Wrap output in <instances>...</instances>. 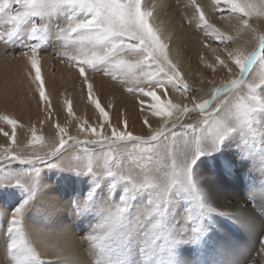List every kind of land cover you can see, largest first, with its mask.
<instances>
[{"label": "snow or ice", "instance_id": "obj_1", "mask_svg": "<svg viewBox=\"0 0 264 264\" xmlns=\"http://www.w3.org/2000/svg\"><path fill=\"white\" fill-rule=\"evenodd\" d=\"M189 6L188 23L220 42L219 49L205 44L215 61L205 64L213 73L207 98L197 97L170 58L171 36L155 23V3L0 0L5 75L19 68L15 75L35 85L50 117L41 51L55 48L102 118L96 127L80 124L85 139L57 124L58 137L46 141L33 128L26 152L17 145L18 122L0 116L12 126L4 133L11 143L0 148V221L7 225L0 264H264V33L251 23L264 18V0H212L220 20L237 21L235 35L211 23L196 0ZM247 33L257 41L251 51L238 43ZM218 67L228 79L216 86ZM89 72L151 97L146 109L140 100L141 112L158 126L148 115L147 136L134 135L126 117L113 126ZM169 89L191 99L162 101ZM239 174L247 183L243 201L234 202L226 179ZM254 234L251 246L243 237Z\"/></svg>", "mask_w": 264, "mask_h": 264}, {"label": "rangeland", "instance_id": "obj_2", "mask_svg": "<svg viewBox=\"0 0 264 264\" xmlns=\"http://www.w3.org/2000/svg\"><path fill=\"white\" fill-rule=\"evenodd\" d=\"M196 2L201 5L203 8L206 18L213 24H215L218 28H220L224 32H230L235 35V29L231 27V25H236L237 21L231 20L230 24L227 21L219 19V13L214 10L212 6V0H196ZM146 3L152 4L155 3L157 8L154 12L155 23L160 22L166 27L167 34L171 36V40L169 42L170 51L172 47L176 46V29L172 28V26L166 22V17L171 15L172 21L177 20L181 23L182 29L187 32L190 30V34L193 32L192 36L194 39L198 38L199 46L202 48H193L187 46L186 43H182L180 48H175V52L177 51V55L170 56V58L179 65V60L176 59V56L179 55V58L185 59L192 69L189 71H183L185 79L188 81L191 89L194 93H196L198 98H207L210 94V90L213 85L209 84L208 81L213 78V73L210 68L205 67L206 63H214V57L211 54L210 48H206L205 44L209 45L211 48L220 47V42L214 40L211 36H205L203 31L196 27L195 22L192 24L188 23V20L193 16L194 9L189 6V0H146ZM175 9V10H174ZM178 9V10H177ZM182 10V11H181ZM176 13V15L174 14ZM173 15V16H172ZM179 17H178V16ZM181 16V17H180ZM176 17V18H175ZM157 23V24H160ZM173 23H175L173 21ZM184 25H183V24ZM251 23L257 27L258 32L264 33V18L261 19H253ZM187 27V29H186ZM195 34V35H194ZM197 40V39H196ZM245 41L247 42L245 44ZM238 43L242 44L247 48L248 51L254 49L257 44V41L254 39L252 33H247L243 36L242 40L238 41ZM190 49V50H189ZM200 49V50H199ZM199 50V52H198ZM194 52V53H193ZM199 53V54H198ZM184 54V55H183ZM221 55H223L221 51ZM185 57V58H184ZM196 59H195V58ZM203 57V59H201ZM189 60V61H188ZM47 61V62H46ZM197 61L196 69L199 73L197 77L193 78V63ZM21 66L23 61L18 62ZM0 66H4V62L0 61ZM1 68V67H0ZM61 68L66 71L67 74L70 73L73 76H70L69 82L62 83V87H56L55 89L51 88L50 85L52 82L58 80L57 71ZM14 73L19 71V68H14ZM68 70V71H67ZM195 70V69H194ZM181 71V70H180ZM41 72L42 77L45 83L46 95L49 97L51 102V116L49 117V113L45 111L44 102L40 101L39 94L35 90V85L30 84L29 81H25L23 86H26L29 89L24 97H19L18 92L21 91L22 86L19 85L18 82L17 91H13L14 85L8 86L6 88L7 93L11 94V101H4L2 96H0V116H7L11 119H15L18 123L16 126V139L17 145L19 147H24L25 151H31V148L25 147L28 145L29 141L32 138V129H35L36 135L43 136L45 140H51L53 135L58 137L59 133L56 131V125L59 124L60 127H66L68 135L77 136L80 139L87 138V134L80 131V124L85 120L88 121L89 125L94 127L98 126L101 122L102 118H99V113L95 109V106L91 103L88 98L87 86L83 82V78L79 76L78 71L75 67L69 68L66 61L62 58H58L57 51L55 48H49L47 50L41 51ZM69 74V75H71ZM34 75V72H33ZM90 82L93 83V91L96 97L99 99V102L105 110L109 113L111 122L113 126H117L122 124V119L126 117L128 119L129 130L133 132L134 135H143L147 136L149 134L148 126L143 124V119L145 115L149 116V123L152 127H157L158 118L151 117L150 113H142L141 112V104L140 100H144L143 107L146 109L150 103L153 101L151 97H138L136 95L129 94L125 90V86L120 83L112 80L109 77L103 76L102 74H92L88 73ZM60 76V75H59ZM68 76V75H67ZM205 76V77H204ZM201 77H203V81L201 82ZM75 78V79H74ZM53 79V80H52ZM228 79L226 72L221 70L219 67L217 68V72L215 74L216 86L220 85L221 80ZM73 80V81H72ZM20 81V80H19ZM52 81V82H51ZM71 81V82H70ZM76 81V82H75ZM102 83L107 86H114L117 91L122 92V97H127L131 100L133 107L125 108L120 99L112 96H107L102 89L96 87V83ZM22 83V82H21ZM110 84V85H109ZM29 87H28V86ZM64 85V86H63ZM10 90V91H9ZM9 91V92H8ZM12 91V93H11ZM104 93V94H103ZM160 95V93H157ZM125 95V96H124ZM20 99V100H19ZM22 99V100H21ZM171 99L173 103H187L191 96L184 97L179 93L173 92L169 89L168 96H161V100ZM19 100V101H18ZM65 101H71L73 115L70 116L67 112V104ZM18 104V105H17ZM27 105L31 106L32 109H36L37 107L40 109L36 114L37 116H31V112L28 113L23 111ZM122 106V107H121ZM30 107V108H31ZM125 108V109H124ZM24 112V113H23ZM105 134H110L111 129L108 125L104 127ZM12 126L7 124L5 121L0 120V148L8 147L11 141L4 135L5 132L11 135ZM71 143V142H70ZM37 149L39 146H36ZM254 177L257 178V182L260 176L259 171H254L252 173ZM45 176L47 179L51 181H55V173L45 169ZM222 182H225L222 179ZM246 178L243 174H239L235 177L227 178L226 184L230 191L238 194L242 201L244 199L242 193L246 188ZM65 208L67 207V201H64ZM225 207V206H224ZM226 208V207H225ZM249 209H252V206L249 205ZM69 217H71V212L68 213ZM32 227H39L40 221L39 218L36 220H32L29 222ZM225 223H227L225 221ZM6 222L0 221V250L1 253L4 252L6 247ZM78 238V233H73ZM239 235V234H238ZM248 240L251 246L253 245L250 241V237H243ZM42 258L45 259H54V257L50 253H46L44 249L39 248ZM43 250V251H42ZM255 255V253H253ZM53 257V258H52Z\"/></svg>", "mask_w": 264, "mask_h": 264}, {"label": "bare ground", "instance_id": "obj_3", "mask_svg": "<svg viewBox=\"0 0 264 264\" xmlns=\"http://www.w3.org/2000/svg\"><path fill=\"white\" fill-rule=\"evenodd\" d=\"M175 10V9H174ZM178 10V9H177ZM182 11V10H181ZM174 14L176 15V13L174 12ZM173 16V15H172ZM178 16V15H177ZM179 17V16H178ZM181 17V16H180ZM176 18V17H175ZM173 21L175 22V23H173ZM172 21V18H171V15H169L168 17H166V22H168L171 26H172V28H175L176 29V35H175V40H176V46L175 47H172V49L169 51V55L170 56H175V54L177 53V51L175 52V48H180V45L184 42V43H186L187 44V46H190V47H192L193 46V48H201L200 46H199V43L200 42H198V38L196 37V39H194L193 38V36H192V34H193V32L191 33V35H189L190 33V30H189V32H187V30L185 31L184 29H182V25H181V23L179 22V21H177L176 19L175 20H173ZM157 23H160V22H157ZM183 24V23H182ZM184 25V24H183ZM186 29H187V27H186ZM189 33V34H188ZM195 35V34H194ZM202 49V48H201ZM190 50V49H189ZM200 50V49H199ZM199 50H198V52H199ZM194 53V52H193ZM200 53V52H199ZM198 53V54H199ZM177 55V54H176ZM184 55V54H183ZM183 57V56H182ZM179 58V55L178 56H176V59H178L179 60V68H180V70H181V72H182V70L183 71H189V69H192L191 68V66L189 65V63L185 60V59H183V58ZM185 58V57H184ZM195 58V57H194ZM196 59V58H195ZM189 61V60H188ZM47 62V61H46ZM19 64V63H18ZM22 65H23V63H22ZM21 65V66H22ZM196 65H197V61H194V63H193V78L194 77H197L198 76V74L200 73H198L197 72V67H196ZM1 68H0V96H2V98L4 99V101H11V94H9V93H7V91H6V88L8 87V86H13L14 87V89L15 90H13V91H17L18 89H17V87L16 86H18V82L20 83L19 85H21L22 86V89H21V91H17L18 92V95H20V96H18L17 98H21V97H24L25 96V94H26V92L29 90V89H27V87L26 86H23V84H24V82L26 81V79H23L22 77H17L16 75H15V73H14V68L12 69V72L8 75V76H6L5 75V65L4 66H0ZM18 69V68H17ZM195 69V70H194ZM68 71V70H67ZM18 72V71H17ZM58 73H57V76H58V80H56L55 82L53 81H51L53 84H51L50 85V87L51 88H53V89H55L56 87H62L61 85H62V83H68L69 82V78H70V76H73L71 73H70V71H69V74H71V75H69V74H67L66 73V71H64V70H62L61 68H59L58 69V71H57ZM60 75V76H59ZM68 75V76H67ZM69 77V78H68ZM205 77V76H204ZM72 78V77H71ZM70 78V79H71ZM75 79V78H74ZM20 80V81H19ZM53 80V79H52ZM73 81V80H72ZM22 82V83H21ZM71 82V81H70ZM76 82V81H75ZM201 82H204V81H201ZM26 83V82H25ZM110 85V84H109ZM28 86V85H27ZM64 86V85H63ZM29 87V86H28ZM96 87L97 88H100V89H102V91L103 92H105V93H107L106 95L107 96H112V97H116V98H118V99H120V101H121V103H122V105L125 107V108H131V107H133V104H132V102H131V100H129L125 95V97H122L123 96V94H122V92H119V91H117V89L114 87V86H107V85H105V84H102V83H96ZM10 91V90H9ZM8 91V92H9ZM11 93H12V91H11ZM104 94V93H103ZM20 100V99H19ZM18 100V101H19ZM22 100V99H21ZM18 105V104H17ZM31 106H29V105H27L26 107H24L25 109L23 110V111H25V112H27L28 111V113H30L31 114V116H37L36 114L39 112V108L37 107L36 109H32V107L30 108ZM122 107V106H121ZM124 108V109H125ZM132 109V108H131ZM24 113V112H23ZM230 199H232L234 202H236V201H240V202H242V199H241V197L238 195V194H236L235 192H233V191H230ZM225 207L226 208H228V207H231V205H225ZM250 210V209H249ZM74 235V234H73ZM257 239V237H256V235L254 234V235H252V236H250V241H251V243L253 244V245H255V240ZM1 248V247H0ZM40 251V250H39ZM43 251V250H42ZM0 253H1V250H0ZM53 258V257H52Z\"/></svg>", "mask_w": 264, "mask_h": 264}]
</instances>
